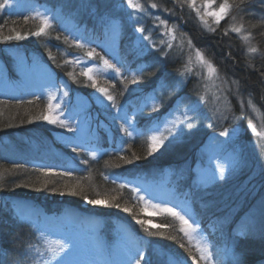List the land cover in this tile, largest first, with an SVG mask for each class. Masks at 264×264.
Listing matches in <instances>:
<instances>
[{"label":"rangeland","instance_id":"374dc122","mask_svg":"<svg viewBox=\"0 0 264 264\" xmlns=\"http://www.w3.org/2000/svg\"><path fill=\"white\" fill-rule=\"evenodd\" d=\"M136 2L143 5V11H135L128 7L126 0H7L6 6L0 8V12H5L7 15L23 12V14L34 18H37V13H40L41 16L48 17L51 26L54 23L62 27L72 39L77 42L80 40V44L99 48L101 55L97 57L90 58L86 55L88 51L83 50L80 55L71 56L69 59L70 64L76 65L81 71L85 68H93V75L96 79L121 80V77L114 76L112 70L104 68L99 57L109 60L120 68L122 76L130 77L134 73L133 70L123 64L118 53L121 40L130 42L129 53L134 52L142 56L157 52L162 46L166 50L183 52L185 63L188 56L191 55L193 57L191 74H186L184 78L180 77L178 73L183 71L184 67L178 72H171L174 75L175 86L178 81H184L178 88L184 86V89L188 80H192L188 84L191 83L192 85L191 91L183 97L184 101L176 102L169 112H165L156 122H151L141 130L137 128L136 121L125 115L126 107L118 105V111L117 108L112 107V102L94 88L89 89L86 94H71L66 81L64 79L57 80L55 72L40 55L31 53L29 50L26 52L27 49H22L20 46L8 47L10 43L3 42L4 47H0V98L15 99L22 102L44 99L46 110L41 109L40 104L36 103L27 111L29 122H32L39 113H47L49 97L50 95L54 96L55 99L51 100V103L53 105L59 104L60 107L55 109L53 114L58 116L60 120L66 121L67 126L41 120V125L47 130L49 129L48 134L51 133L52 138L47 137L46 134L32 133V129L23 134L1 135L0 159L43 171L51 170L55 173L70 171L71 176H80L87 174L85 163L87 161L85 160L98 161L105 155L121 154L124 152L123 146L126 140L140 138L147 145L148 137L153 135L157 126L161 131L166 126L171 128V121L185 120L181 113L186 111L187 115L191 117L190 122L193 127L188 128L186 123L178 122L176 127L172 128L175 139L169 136L168 141H165L163 146L175 145L179 149L190 150L184 156L173 158V162L183 159L192 151L191 159H183L181 162L175 163L173 167H148L141 173L137 172L133 179L128 178L127 174L118 173L112 165L107 164L106 167H103V172H105L103 181H109L119 189H126L130 192V196L135 202V205L132 204L135 207L134 211L139 213V218L151 220L155 224L166 222L172 226L168 229L150 228V231L162 230L165 231L164 236H177L176 240L170 242L179 244V247L176 245L173 249L177 251L180 249L181 252L174 250V254L176 253L175 257L180 259L181 264H191V259L189 253L180 247L181 242H187L186 240L182 241L183 234L177 230L179 222L167 214H151L153 212L151 207L147 213L141 211L144 203L137 197L142 196L144 201L150 205L159 204L162 207H174L177 211L195 220L199 224V235L204 238V242L209 245V250L213 252L215 264H240V260L234 261L232 259L233 254L238 255L239 258L242 255L241 251H237L235 248L238 233L264 237V140H261L248 128V123L251 121L256 124L258 131L264 130V77L261 76V73L264 72V51H262L264 48V25L259 24L258 27L259 32H261L258 37L261 39L255 37L258 31L253 30L251 32L245 28L252 33L249 42H244L241 39V36L246 32L241 34L229 32L225 36L223 30L229 24L239 25L243 23L240 19L241 15L252 18L258 23L260 17L264 16V7L260 5L259 0H251L247 6L248 12L255 15L234 11L233 15H236V21L227 17L221 21L215 33H210L204 29L196 16V12L187 4L181 7L177 0H136ZM220 2L222 0H216L213 7H216ZM3 3L5 0H0V4ZM153 3L157 4L156 8L151 7ZM196 3L197 6H201L203 0H196ZM53 5L55 11H53ZM71 5L74 7L69 10ZM63 9L71 12L72 16L76 15L83 18L84 27L89 26L90 20L108 24V29L105 30L107 32H104L105 36H93L90 35V32L86 34L84 28L79 32L75 31L76 23L70 19L72 16L67 17L68 14L64 13ZM53 19L56 21L52 22ZM110 20L111 23H109ZM160 20L166 21L169 27L175 26L176 28L177 39L172 42L173 47L171 49L167 48L166 44L161 43V41H168L169 36L165 34L164 26L159 23ZM208 21L212 24L211 17L208 18ZM192 23L202 38L215 36L218 40H225L234 53L233 58L236 57L235 61L232 57L228 58V61H232L233 69L244 70L247 73L255 71L259 88L253 84H245L242 87L240 81L226 79L222 77L219 71V79L215 77L205 79L206 70L196 64L194 50H190L187 45V40L190 38L186 36L191 31L189 26ZM124 26H126L125 35L122 37ZM141 27L146 28L143 33L136 30ZM213 27L216 26L213 24ZM144 36H148L149 39H143ZM181 36L184 38L183 48L179 47ZM258 41L261 43L260 45ZM250 46L256 47L257 53H249L248 48ZM194 49L200 48L194 46ZM237 60L239 62L244 60L245 66L241 64L242 68L240 69ZM75 61H79V63H75ZM256 66L259 68L255 69ZM9 70L14 73L11 74ZM233 81L238 83H233ZM205 85H207V89ZM65 92L68 93L67 96L64 95ZM110 93L113 94V92ZM201 95H205L206 100H201ZM249 97L256 106V111L248 107ZM139 98L137 105H139ZM241 101H243V108ZM148 102L149 106H152L153 101L149 100ZM193 108L195 110H192ZM124 117L131 121L130 127ZM121 124L129 127L132 136L126 135L121 130ZM16 126H20V123ZM113 130L119 132L120 136L113 135ZM225 130L228 131V135L221 136L220 132ZM165 135H167L166 132ZM190 139L192 142L189 141ZM59 146H65L70 150L75 148L80 155L63 153ZM93 153H95L94 156ZM219 165L225 167L223 178L219 172ZM13 174L10 173V177L16 176ZM40 177L42 181L49 179L50 184H56L53 181H58L56 178H64V183L74 184L76 182V180H68V176L56 175L45 178L41 175ZM4 178V175L0 174V221L3 226L2 229L9 225L7 220L9 217L12 222L23 224L27 228L23 238L27 237L29 242L33 244L39 242L41 234L49 239H59L70 231L78 246L83 250L78 259L84 264H90L92 261L97 262V264H135L136 258L141 253L145 256L148 264H167L169 256H173L171 253V251L173 252L171 250L172 245L164 241V236L152 235L165 244L154 242L155 244H151L154 249H149L147 247L149 242L146 244L142 237L139 238V234H134L129 225L121 220L111 218L105 224L97 215L92 214V216L85 212L75 211L74 206L63 202H61L62 209H56L52 212L44 211L34 201L20 197L21 195H18L20 192L10 190L12 183L9 182L14 179L7 182L3 188ZM81 181L83 188H86L87 186ZM19 183L24 185L26 182L21 179ZM120 185H124V187L120 188ZM248 187L249 189L246 190ZM133 189L138 191H133ZM96 193L99 192L91 189L88 193L89 198H95ZM45 194L47 193L41 194L43 200ZM246 195H249V199L254 198V202L249 206L248 213L242 218L240 230H238L236 237L235 233L234 235L225 234L218 237L219 241L215 240L212 235L214 229L208 222L209 216L207 215V218L197 217L185 201L187 200L185 197H187L200 202L204 210L210 211L208 214L214 213L222 216L223 213L228 214L233 210L239 211L241 209V213L244 215L246 200L243 201V199ZM54 197L55 195H53ZM26 201L31 202L32 208H39L42 214H39L38 217L33 216L31 212L24 213L23 216L19 214L18 204L26 203ZM57 202H60L59 198ZM77 203L82 209L100 208L84 202L81 195H78ZM113 211L125 214V212L114 207ZM43 218L49 222L53 221L52 229L49 228V222L46 223ZM57 221L60 222L56 223ZM94 224L99 229L98 234L92 229ZM134 224L145 235L149 234V232L144 231L140 224L136 222ZM106 239H109L111 244H108ZM98 247L103 250V254H91ZM14 249L16 251L12 257L20 260L21 264H32L31 257L26 259L19 251L21 248L14 247ZM0 259H3V264H9L10 259L6 262L4 257H0Z\"/></svg>","mask_w":264,"mask_h":264},{"label":"trees","instance_id":"16d2710c","mask_svg":"<svg viewBox=\"0 0 264 264\" xmlns=\"http://www.w3.org/2000/svg\"><path fill=\"white\" fill-rule=\"evenodd\" d=\"M74 7V5H71L69 10ZM53 11L54 5H53ZM64 13H67V17H71L72 13L69 12L67 9L62 10ZM25 18H28L27 21ZM72 22L76 23L75 25V31H85V33L92 34L93 36L102 37L104 35V32L106 29H108V24L97 22L95 20H90L88 23V27H84L83 18H80V16L73 15L71 18ZM52 22H55L56 19L51 20ZM112 21L110 20L109 23ZM41 21L37 18H34L30 15H25L23 12L16 13V15H7V13L0 12V47H4L3 42H9V46H20L22 49H27L26 52L29 50L31 53H36L43 58V60L51 67V69L55 72L56 79H64L66 83L69 85V89L71 94L78 93V94H86L88 93L89 89H91V81H89L86 77L81 75V70L76 65H71L70 60L71 56H78L80 53H82L83 50L89 51L93 50L98 55H101V50L99 48H96V46H85L83 48L77 47V44H80L75 39H72L71 36L68 35L66 30H64L62 27L57 26L56 24L52 23L51 28L47 29V35H42L40 37L31 35L30 32H33L37 30V28L40 26ZM257 24L256 28H250L249 24ZM123 24V23H122ZM243 24L244 27L250 30L251 32L253 30L258 31L256 38H260L258 36L261 35V32H259L258 27L260 26L259 23L256 22V20L252 18H248L246 16H243ZM83 26V27H82ZM191 31H189V35L186 37L192 39L193 46L200 48L201 51L204 52L205 56L210 59L215 66L217 67L218 71L222 75V77L226 79H234L240 81L242 87L245 86V84H253L255 87L259 88V85L257 83V77L255 75V71L251 73H247L244 70H234L232 66V61H228V58L232 57V59L235 61L236 57L233 58V51L229 48L227 42L225 40H218L215 36H206L202 38L200 36V32L196 30V26L190 25ZM15 29V32L10 31V29ZM125 29L126 26H124V34L125 35ZM146 29V28H145ZM19 32L21 35H23L24 39H12V40H4L3 37L8 35L15 36V33ZM121 33V34H122ZM202 35V34H201ZM105 36V35H104ZM205 36V35H203ZM59 37V39H57ZM65 38H67V43L65 42ZM261 39V38H260ZM100 40V39H99ZM259 45L261 44L258 41ZM131 46L130 42L122 41L119 44L118 47V53L120 54V57L122 58V62L126 67H129L130 70H133L134 73L138 74V69H143L144 76L150 77L146 79H142L139 81L138 84H130L128 85V90L124 92L123 95H120V91L123 89V84L121 83V80H111V79H96L98 86L107 87L109 92H113L114 96H116L117 104L121 107H126V113L125 115L127 117H131L133 121H136L137 128L141 129L150 124L151 122H156L165 112H169L170 109L173 107V105L176 102L184 101V96L188 93H190L191 83H188L186 87L183 89L178 88L175 86V80L174 75H172L171 72L176 71L178 72L181 70L185 65V56L183 52H177V50L174 52L173 50H166L164 46L162 48L158 49L157 52H153L151 54H148L147 56H142L141 54H135L134 52L129 53V47ZM24 51V50H23ZM28 51V52H29ZM264 51V48L262 49ZM164 53H167L165 55ZM2 57V56H1ZM55 57V59H53ZM134 57H136L134 59ZM8 60V59H7ZM6 60V61H7ZM245 61L247 59H244ZM242 60V62L237 60L238 67L241 69V64L245 66V62ZM68 61V63H65ZM252 65V64H251ZM253 66V65H252ZM256 68H259V66H256ZM11 74L14 72H11ZM72 72L73 75L76 77V82L72 78L68 76V73ZM151 73H155V75H150ZM248 74V75H247ZM131 77V76H130ZM129 77V78H130ZM164 79L166 83L169 85L168 88L159 90L157 89V84L161 79ZM114 85V87H113ZM240 85V87H241ZM176 87L175 92L172 91V88ZM157 89L155 92L156 96L163 95V104L162 107L158 112L152 111V106H149V100L147 103H145V98L153 93V90ZM119 95V98L117 96ZM140 97V98H139ZM139 98V105H137V100ZM36 103L40 104V108L46 110V102L44 99H35L31 102H25V101H17L15 99H0V136L1 135H12V134H23L28 130H33L32 133H39V134H46L47 137L52 138L51 133L48 134V130L41 125V119L32 120V122H29L28 117V110L35 106ZM143 105V106H142ZM142 107V112L138 111ZM134 113V114H133ZM41 113H39L38 116H40ZM37 116V117H38ZM28 122V123H27ZM18 123H20V126H16ZM108 123V122H107ZM120 126H125L124 124H121ZM113 135L120 136V133L113 130ZM41 134V135H42ZM114 139V138H113ZM189 141L192 142V139ZM166 148V149H165ZM175 148L174 150H172ZM59 149H62L61 151L66 154H75V156H79L78 151H72L65 146H59ZM147 145L143 140L140 138H135L134 140H126L124 146H123V153L121 154H114V155H105L98 159V161H91V160H85L86 168H87V174H83L80 176H70L67 178L68 180L74 181V180H82L87 187L83 188L84 192L88 195L91 189H95V191L99 192L101 196L108 195V196H117L118 202L122 206H130L132 208L134 213H137L135 210V207H133L132 204L135 202L133 201V198L130 196V192H128L125 189H119L116 187L115 184L109 182V181H103V177L105 172H103V167H106L107 164L112 165L114 167V170H116L120 174H128L131 176H134V172L136 171H143L146 170L148 167H154V168H166V167H173L175 163L181 162V160H185L187 158L191 159L190 156L192 155V151L189 152V154L184 157L183 159L173 162V158L184 156L188 151L190 150H182L179 149L178 146H169L165 147L162 146L156 153H153V155L148 156L147 155ZM72 152V153H71ZM132 152H135L137 155L141 156L142 158L140 160L134 161L132 164H125L123 161L119 159L120 156H126L128 158H131ZM83 157V156H81ZM183 163V162H182ZM85 168V169H86ZM43 170L38 168H30L23 165H16V162L7 161L4 159H0V174L4 175V185L7 184L10 180H13L9 183L10 187H12L10 190H13L15 192H20V197H25L27 199H30L32 201H35L39 205H41L46 210H54V209H60L62 206V203H66L69 205L74 206L77 209H82L80 207V204L77 203V197L73 195H60L59 192L52 191V188L55 187L57 189H63L65 184L70 183H64V178H56L58 181L53 180L56 182V184H50L49 187L44 188L42 186V183L39 181H42L41 175ZM10 173H14L13 175H16L14 177H10ZM78 174V173H77ZM74 175V174H73ZM62 177V176H61ZM25 181L26 183L24 185L20 184L19 182ZM52 181V182H53ZM6 182V183H5ZM82 186V185H81ZM83 187V186H82ZM93 187V188H90ZM89 188V189H88ZM39 189V190H37ZM246 188V190H248ZM12 192V191H9ZM45 194L44 200L42 199L43 196H41L42 193ZM11 195V194H10ZM24 195V196H22ZM53 195L55 197L53 198ZM49 196V198H47ZM90 196V195H88ZM40 198V199H37ZM58 198L60 199V202L58 201ZM188 204L191 205V207L194 209L197 217L199 218H208V222L210 225H212L214 231L212 232L213 237H215V240L219 241L218 237L222 235L231 234L235 237L238 233V230H240L241 220L242 218L248 213L249 206H251L254 202L253 199H249V195L244 196V200H246L245 204V213L243 215L242 210L239 211H232L228 214H222L216 215L214 213L208 214L210 212L209 210H204L202 208V205L200 202H197L195 200H192L190 198H187ZM240 198V196H239ZM52 199V200H49ZM47 200V201H46ZM135 205V204H134ZM223 205V204H222ZM220 205V206H222ZM225 205V204H224ZM132 206V207H131ZM227 206V205H226ZM234 206V205H233ZM88 212L94 213L99 215L100 217L106 219V223L110 221L111 218H115L117 220H121L128 225L132 227V229L142 237V239L147 242L149 249H154V246L151 244H155L154 242L162 243L161 240L155 239L150 234H144L141 230H139L134 222L135 219L132 218L131 214H124L122 212H116L113 211V207H100V208H88L83 209ZM92 210V211H91ZM1 212V211H0ZM206 215V216H205ZM208 215V216H207ZM1 219V217H0ZM7 220L9 221V225L5 227V229H2L1 221H0V246L3 250H7L8 255L4 256L5 262L10 259L13 256V253H15L17 247L21 248V253L23 254L25 251V246L29 242L27 237L24 239V231L27 230V228L22 224H16L15 222H12L11 219L8 217ZM230 220V222H228ZM162 224H167L166 222ZM176 234V233H175ZM260 238V239H259ZM164 241L167 243H170L172 245L171 253L173 256L174 250L173 247L177 245L179 247V244L177 242H170L172 239L169 238L168 235L164 236ZM175 245H173V244ZM167 248V247H165ZM235 248L241 251L242 255L239 258L240 264H264V237L262 236H255L246 234V236H237L236 237V245ZM168 249V248H167ZM177 251V250H175ZM180 251V249L178 250ZM177 251V252H178ZM18 252V251H17ZM181 252V251H180ZM149 256V255H148ZM151 258V256H149Z\"/></svg>","mask_w":264,"mask_h":264},{"label":"snow or ice","instance_id":"6c2138e0","mask_svg":"<svg viewBox=\"0 0 264 264\" xmlns=\"http://www.w3.org/2000/svg\"><path fill=\"white\" fill-rule=\"evenodd\" d=\"M128 7L132 8L135 11H143L144 7L142 4L136 2V0H126ZM177 3L183 7L185 4L191 9H193L196 12V16L199 19L200 23L204 27V29L210 33H215L217 31V28L220 26L221 21H224L227 17H230L232 21H236V15H233V12L236 13H245L248 15H255L254 13L248 12L247 6L251 3V0H222L216 7H213V5L216 4V0H203V4L201 6H197L196 0H177ZM259 3L262 7H264V0H259ZM7 4V0H5V3L0 4V8H4ZM10 6V5H9ZM151 7L156 8L157 4L153 3ZM212 18V24L209 23L208 18ZM37 18L40 19L41 23L40 26L37 28V30L30 32L31 35L40 37L42 35H47V29L51 28V24L49 22L48 17L41 16L40 13H37ZM28 18H25L27 21ZM158 19V18H157ZM241 21H243V15L240 17ZM159 23L164 26L165 34L169 36L168 41H161V43L166 44L167 48L171 49L173 47V41L177 39L176 35V28L175 26L169 27L167 25V22L164 20H160ZM259 24L264 25V16H261L259 21ZM213 24L216 27H213ZM250 28H256L257 24H249ZM138 32L143 33L145 29L143 27L136 29ZM10 31L15 32V29H10ZM229 32L241 34L245 33L241 36V39L244 42H249L252 38V33L250 31H247L244 27L243 23H240L239 25L232 23L229 24L228 27H226L223 30V35H228ZM25 37L21 35L19 32L15 33V36L8 35L3 37L4 40H12V39H24ZM59 39V37H57ZM143 39L148 40V36H144ZM65 42L67 43V38H65ZM184 45V38L181 36L180 38V48H183ZM187 45L190 50H194L195 53V62L199 67L203 68L207 72V76L204 77L205 79H212L215 77L216 79H219V73L217 67L214 65V63L207 59L204 52L200 49H194L193 43L191 39L187 40ZM77 47L83 48L84 46L82 44H77ZM258 49L256 47H249L248 52L251 54L257 53ZM167 55V53H164ZM88 57H97L98 54L95 53L94 50H90L86 53ZM55 59V57H53ZM100 61L102 62L105 69L112 70L115 77H121V83L123 84V89L120 91V95H123L125 91L128 90V85L130 84H138L139 81L142 79L150 78L145 77L143 69H138V74L133 73L131 77L128 76H122V73L120 71V68L116 67L115 64L111 63L109 60L104 59L103 57H99ZM65 63H68L66 61ZM75 63H79V61H75ZM192 65H193V57L191 55L188 56L187 62L184 65L183 71H180L178 74L180 77L184 78L186 74L192 73ZM94 69L93 68H85L81 71V75L86 77L89 81H91V87L96 89V91L100 94H102L108 101L112 102V107L117 108L119 111V106L117 104L116 96L111 94L107 87L98 86L97 80L95 76L93 75ZM150 75H155V73H151ZM68 76L72 78L74 81H76V77L73 75L72 72L68 73ZM261 76L264 77V72L261 73ZM79 82V81H76ZM184 81H178L177 87L180 86ZM227 83V81H225ZM233 83H238L236 81H233ZM114 87V85H113ZM169 85L166 83V81L162 78L158 84L157 89H165L168 88ZM205 88L207 89V85H205ZM157 89L153 90L152 94H149L145 98V103H147L148 100H152V111L158 112L163 104V95L156 96L155 92ZM176 87L172 88V91L175 92ZM65 96L68 95L67 92L64 93ZM55 99L54 96L49 97V104L47 105V113L41 114L40 116L36 117V119L45 120L48 123L51 124H60L61 126H67L66 121L60 120L58 116L54 115V110L58 109L60 107L59 104L53 105L51 103V100ZM201 100H206L205 95L200 96ZM226 99V98H225ZM248 107L251 108L253 111H256V106L253 104V101L251 97H249L247 101ZM241 107L243 108V101H241ZM179 110V109H177ZM192 110H195L194 108ZM230 110V108H229ZM138 111L142 112V107L138 109ZM182 116L185 117L184 121H177L173 120L171 121L172 127H165L163 131L159 129L157 126L154 130L153 135L148 137L147 142V155L151 156L153 153H156L164 144L165 141H168L169 136H172L173 139H175V136L173 135L172 128H175L178 122L186 123V126L188 128H192L193 124L190 122L191 117L187 115V112L181 113ZM126 123L128 126H131V121L127 119V117H124ZM166 124L168 122H165ZM129 127L121 126V130L128 136H132V132L129 131ZM248 128L251 129L252 133H254L257 137H259L261 140H264V130H257L256 124L252 123L251 121L248 123ZM165 132L167 135H165ZM221 136L228 135V131H222L220 132ZM171 142V141H169ZM73 151H76L75 148H73ZM95 153H93V156ZM142 157L137 155L135 152H132L131 158H128L126 156H120L119 159L123 161L125 164H132L134 161L140 160ZM219 172L221 175V178H223V173L225 171V167L223 165H219ZM42 175L45 178H50L56 175L59 176H68L70 177L72 173L70 171L61 172V173H55L51 170H44L42 172ZM105 179H108V177H105ZM50 180L45 179L43 180L42 186L44 188H47L49 185ZM120 188H123L124 185H120ZM39 190V189H37ZM52 191L59 192L60 195H81L83 197L84 202H86L89 205L92 206H99V207H114L116 209H119L125 213H129L132 215V218L135 219L137 224H140L145 232H149L150 235H158V236H164L165 231H150L151 229H168L169 227H172L169 224H155L152 223L151 220H145L139 218V213H134L132 208L128 206H122L118 202V197L108 196L104 195L101 196L100 193L95 194V198H89V196L84 192L83 187L81 186V183L79 180H77L74 184H65L63 189H57L55 187L52 188ZM133 191H138L137 189H133ZM138 200L144 203L143 209L141 211L148 212L149 207L153 209V212L151 214L155 215H162L167 214L170 217H173L176 221L179 222L178 231L183 234L182 241L186 240L187 243L181 242L180 247L184 248L185 251L189 253V257L191 259V264H215V258L213 255V252L209 250L208 243L204 242V238L199 235L198 228L199 224L192 220L190 217H187L186 214H182L181 212L177 211L174 207H167V206H161L159 204L157 205H150L147 201H144V198L142 196L137 197ZM240 236H246V233H238ZM170 239L176 240L177 236L170 235ZM83 250L78 246L76 240L72 236V233L70 231L66 232V234L59 239H49L48 237L41 234V237L39 238V242L36 244H33L31 242H28L25 246V251L23 253V256L27 259L29 256L31 257L32 264H84L83 261L78 259L80 255H82ZM91 254L94 255H102L103 250L101 248H96L92 251ZM8 252L7 250L0 249V257L7 256ZM232 259L234 261L239 260V256L236 254H233ZM148 264L146 261L145 256L141 253L139 254L138 258L135 260V264ZM0 264H3V259H0ZM9 264H21L20 260H18L16 257H11L9 260ZM90 264H97V262L92 261ZM167 264H181V261L179 258L175 256H169Z\"/></svg>","mask_w":264,"mask_h":264},{"label":"bare ground","instance_id":"6f19581e","mask_svg":"<svg viewBox=\"0 0 264 264\" xmlns=\"http://www.w3.org/2000/svg\"><path fill=\"white\" fill-rule=\"evenodd\" d=\"M17 210H18V213L21 214L22 216H23L24 213H27V212H28V213L31 212V214H32L33 216H36V217H38L39 214H42V211H41L39 208H36V207H33V208H32V204H31V202H28V201H26V203H25V202H24V203H19V204H18V208H17ZM85 211H86V210H85ZM43 219H45V218H43ZM45 222L48 223L49 220L47 221V220L45 219ZM58 222H60V221H57L56 223H58ZM52 224H53V221L48 223L49 228L52 227V226H51ZM90 225H91V224H90ZM92 227H93L92 229L95 231V233L97 232V234H98V231H99L98 227H97L95 224H94ZM51 229H52V228H51Z\"/></svg>","mask_w":264,"mask_h":264}]
</instances>
